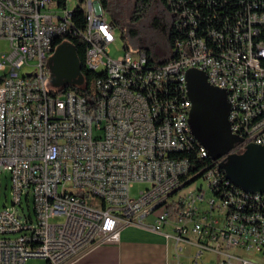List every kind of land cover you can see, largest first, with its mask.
I'll return each mask as SVG.
<instances>
[{
    "label": "built area",
    "instance_id": "obj_1",
    "mask_svg": "<svg viewBox=\"0 0 264 264\" xmlns=\"http://www.w3.org/2000/svg\"><path fill=\"white\" fill-rule=\"evenodd\" d=\"M102 1L0 0V39L11 44L0 56V166L13 184V207L0 211V264H61L129 226L173 238L178 257L196 244L195 262L204 252L219 264L249 263L240 249L264 255V194L236 193L220 160L197 168L209 154L191 142L181 96L186 65L204 69L226 91L240 146L264 142V0L170 1L174 57L162 64L131 50L111 57L117 24ZM71 4L85 12L83 30ZM66 34L86 42L85 64L99 75L93 104L47 88ZM199 179L213 194L207 205ZM137 182L149 187L133 198Z\"/></svg>",
    "mask_w": 264,
    "mask_h": 264
},
{
    "label": "water",
    "instance_id": "obj_2",
    "mask_svg": "<svg viewBox=\"0 0 264 264\" xmlns=\"http://www.w3.org/2000/svg\"><path fill=\"white\" fill-rule=\"evenodd\" d=\"M54 69L61 79H75L81 75L82 63L76 47H60L56 52ZM187 95L192 102L190 125L198 142L206 147L209 156L228 142L242 144L243 138L232 133L229 121L230 105L226 91L211 85L207 75L192 69L186 73ZM227 178L249 193L264 194V145L251 143L241 156L229 154V161L220 164Z\"/></svg>",
    "mask_w": 264,
    "mask_h": 264
},
{
    "label": "rangeland",
    "instance_id": "obj_3",
    "mask_svg": "<svg viewBox=\"0 0 264 264\" xmlns=\"http://www.w3.org/2000/svg\"><path fill=\"white\" fill-rule=\"evenodd\" d=\"M136 0H108L109 8L107 10L108 16L110 20H113L117 23L116 30V42L111 45L110 55L113 59H118L121 57L125 50V45L128 40L123 39L121 33L123 29L127 30L129 26V17L134 6ZM75 4H78V0H74ZM73 3V4H74ZM73 4L69 7L70 10L73 9ZM74 4V5H75ZM164 9V11H163ZM59 13L62 12V9L58 10ZM156 17H161L165 23L168 24L171 29L173 23L172 13L166 8L161 7L157 3H154L148 13L146 19L139 25V38L140 40L137 43L131 44V51L134 53L141 52V47H145L148 51H150V55L154 60H165L172 57L173 48L171 42L168 40V36L166 33L161 30V28H157L153 25L154 19ZM113 18H116L114 20ZM71 45L69 41L63 40L59 45L60 47ZM11 49L10 41L7 39H0V56L3 53H8ZM56 54L50 56V73L46 78V85L49 90H57L66 83H82L83 76L81 75L75 79H61L56 75L54 65H55ZM31 70V67H24L21 70V73H26ZM248 146L238 147L228 142L224 146H220L214 152L215 157L219 159L220 164L227 163L229 161V154H233L235 156H241L247 150ZM198 184L203 187V190L207 191L206 200L202 204H208L209 200L212 199L213 194L207 188V182L203 179H199ZM12 177L11 173L0 166V211L5 208L13 207V188H12ZM149 185L143 182H137L130 190L131 197L138 198L140 196V192L147 189ZM184 193V192H183ZM182 194V193H181ZM180 194L175 195L172 199H178ZM25 213H32L33 211V202L32 200L28 201L24 198L23 205ZM21 210V208H19ZM152 219V218H151ZM52 222H56L52 220ZM11 238H14L11 237ZM214 256V255H212ZM260 256V255H259ZM257 257L254 253H249L248 257L251 260H254L260 264H264V257ZM216 258V257H215ZM25 264H48L46 260L40 258H29Z\"/></svg>",
    "mask_w": 264,
    "mask_h": 264
},
{
    "label": "crops",
    "instance_id": "obj_4",
    "mask_svg": "<svg viewBox=\"0 0 264 264\" xmlns=\"http://www.w3.org/2000/svg\"><path fill=\"white\" fill-rule=\"evenodd\" d=\"M171 231L169 226L165 228L166 233ZM182 247L183 252L178 257L173 238L146 227L129 226L121 231L120 240L106 241L80 257L61 264H179V261L182 264H219L221 259L213 252H204L199 261L195 262L194 257L199 252V247L196 244H184ZM249 253L264 257L262 254L242 249L236 252L238 256L249 261L247 264H260L251 260ZM235 264L242 262L235 261Z\"/></svg>",
    "mask_w": 264,
    "mask_h": 264
},
{
    "label": "trees",
    "instance_id": "obj_5",
    "mask_svg": "<svg viewBox=\"0 0 264 264\" xmlns=\"http://www.w3.org/2000/svg\"><path fill=\"white\" fill-rule=\"evenodd\" d=\"M79 2H83L84 0H78ZM170 1H176V0H136L134 6L132 7L130 17H129V26L127 30L123 29L121 36L123 39L128 40V42L125 45V50H131V44L137 43L140 38H139V31L138 27L139 25L146 19L148 16V13L154 3H157L161 7H166L170 12H171V7H170ZM103 6L106 10L109 8V3L108 0H103ZM164 11V9H163ZM172 13V12H171ZM173 17V16H172ZM73 18H74V23L75 27L78 29L83 30L86 25V16L85 12L80 10V9H74L73 11ZM116 20V18H113ZM116 22V21H115ZM117 24V23H116ZM153 25L157 28H161L166 35L168 36V40L172 44V48L174 47V23H172V27L170 30H168L169 26L165 21L162 20L161 17H156L154 19ZM63 40L69 41L73 46L76 47L77 54L81 60L82 63V72L81 75L83 76V82L82 83H66L59 89L55 90L57 93H65L68 91H75L84 97L87 98L88 102L90 104L94 103L95 99V83L96 79L99 76L97 72H93L85 64V56H86V51H87V45L86 42L80 38L79 36H74L71 34H66L63 35L59 38V41L57 42L56 50L58 46L62 43ZM141 52H145L150 60V62L154 64H162L165 63L169 60H171L174 57V50L172 57L165 59V60H154L151 55L150 51H148L145 47H141ZM80 75V76H81ZM78 76V77H80ZM77 77V78H78ZM182 96V94H181ZM216 161L213 160L210 156L204 159L201 162H197V168L201 167H207L212 164H214ZM196 167H194L195 169ZM223 178H226V176L223 174ZM226 181V179H225ZM226 184L227 181H226ZM229 187H232L235 189L236 193H241L235 186L228 184ZM242 194V193H241Z\"/></svg>",
    "mask_w": 264,
    "mask_h": 264
},
{
    "label": "bare ground",
    "instance_id": "obj_6",
    "mask_svg": "<svg viewBox=\"0 0 264 264\" xmlns=\"http://www.w3.org/2000/svg\"><path fill=\"white\" fill-rule=\"evenodd\" d=\"M73 11H74V9L70 10V18H73ZM56 46H57V44H56ZM50 64H51V62H50ZM192 69H193V65H186V70H183V79H187L186 73L189 70H192ZM195 69L199 70V71H202V72H204L206 74V71H204V69H202V68H195ZM181 94L183 96V104H184V106H186V112H190L191 108H192V102H191V100L189 99V97L187 95V87H181ZM229 121H230V125H231V130H234V118H229ZM187 127H190V139H191V142H198V140L196 139V137L192 133V129H191V125H190V118H187ZM232 133L241 137V135H238V132H232ZM256 144L264 145V142H256ZM200 151H203L204 154H209V152L206 149V147L202 146L201 144H200ZM223 174L226 176V173L224 171H223ZM225 179H226L228 184H231V185L235 186L239 191H241L242 194H247V196H254V193L246 192L243 189H241V188L237 187L236 185H234L227 178V176H226Z\"/></svg>",
    "mask_w": 264,
    "mask_h": 264
},
{
    "label": "flooded vegetation",
    "instance_id": "obj_7",
    "mask_svg": "<svg viewBox=\"0 0 264 264\" xmlns=\"http://www.w3.org/2000/svg\"><path fill=\"white\" fill-rule=\"evenodd\" d=\"M232 144H233V145H236V146H238V147H241V146H240V145H241L240 143L232 142Z\"/></svg>",
    "mask_w": 264,
    "mask_h": 264
}]
</instances>
